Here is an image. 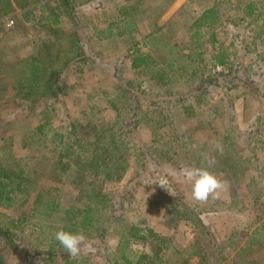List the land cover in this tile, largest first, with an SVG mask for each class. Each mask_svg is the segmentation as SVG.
Returning <instances> with one entry per match:
<instances>
[{
  "label": "rangeland",
  "instance_id": "rangeland-1",
  "mask_svg": "<svg viewBox=\"0 0 264 264\" xmlns=\"http://www.w3.org/2000/svg\"><path fill=\"white\" fill-rule=\"evenodd\" d=\"M135 2L136 14L124 23L119 8ZM249 2H257L258 6L252 17L244 14V7ZM47 3L57 2L32 0L28 15L14 0L10 9L0 8V58L5 60L4 69H0V163L13 161L17 164L19 159L29 160V155L34 154L52 162L59 153V148L52 142L54 132L57 129L62 132L60 129L70 123V128L90 120L106 124L115 114L106 110L115 87L125 82L122 78L133 80L132 91L137 90L139 97L133 99L131 107H139L143 125L138 129L129 123L126 125L129 135L125 138L126 143L130 139L128 170L121 181L103 184L111 199L112 216L103 226L99 225L93 237L85 236L82 249L90 252L88 261L112 263L120 232L124 227L136 225L175 237L173 251L165 258L166 264H197L198 256L190 254L195 240L193 226L171 219V202L177 204L181 200L198 206L202 221L210 227L219 243L224 244L235 229H245V236L253 234L254 228L264 220V201L256 205L260 210H253L252 199L244 188L239 186L237 190L233 180L229 185L221 179L224 187L218 198L196 201L192 198V182L181 175V170L197 168V164L203 163H198L199 156L210 155L216 147L223 149L233 140L234 145H238L232 150L233 154L241 149L247 155L255 156L246 178L258 177L264 172V33L257 35L264 21V0H74L73 12L63 13L58 28L47 18L50 14ZM209 7L218 8L219 16L214 27H201L203 34L198 36L191 24ZM54 28L61 41L71 45L67 49H72L63 59L68 63L61 69V90L56 96L44 95L37 101H33L36 94L29 99L22 98L17 94L21 87L18 81L28 75L30 69L28 64L19 62L38 59L43 43L54 39L51 30ZM155 31L161 33L162 39L158 42L161 55L167 54L170 48L167 44L182 47L184 53L201 51L205 57L203 63L199 62L198 74L204 73L200 69L204 70L205 65L210 68L213 63L209 59L214 50L211 38L213 33L217 34L216 48H226L234 65L240 63V77L231 75L212 84L205 83L204 102L193 106L189 112L184 110L178 100L184 93L200 86L199 81L184 82L187 73L184 81L177 78L169 85H163L150 79L160 64H152L146 74L138 76L131 68V61L125 57L128 49L133 47L142 52L153 51L155 46L149 35ZM69 35L76 36L75 42ZM78 45L82 47L81 53L77 54ZM245 76H251L254 84L260 87H249L244 81ZM132 112L124 116L125 122L133 116ZM46 121L49 124L43 128L45 133L36 131L38 125ZM34 132V142L30 143ZM70 135L88 138L81 127L76 134ZM157 138L159 141H155ZM161 193L165 197L157 199ZM27 206L28 203L24 208ZM164 207H167L165 216ZM14 210V205L11 209L0 208L1 213ZM257 212L261 218L256 226H250V220ZM104 229L105 237L101 236ZM15 232L14 242L0 241V255L7 264H31L38 250L48 248L47 236L39 246L31 245L34 241V236L29 234L31 227L27 228L26 235ZM109 241H115V244L110 246ZM148 244L140 242L132 244L131 248L134 253L150 251ZM226 246L227 260L216 264H234L236 250ZM260 249L251 254L250 264H264V250Z\"/></svg>",
  "mask_w": 264,
  "mask_h": 264
},
{
  "label": "trees",
  "instance_id": "trees-1",
  "mask_svg": "<svg viewBox=\"0 0 264 264\" xmlns=\"http://www.w3.org/2000/svg\"><path fill=\"white\" fill-rule=\"evenodd\" d=\"M38 1L42 0H36V2ZM55 1L57 3L53 5L47 3L50 11L47 18L52 21L53 26L58 28L62 22L63 13L73 12L74 0ZM14 2L18 7L24 9L26 15L31 12L29 6L32 0H14ZM12 3L13 0H0V8L10 9L9 6H12ZM257 7V2H249L244 7V14L247 17H252L258 11ZM119 10L122 12L121 19L125 23L129 18H132L131 15L136 14L137 2L129 3L127 6L121 5ZM218 13V8L209 7L196 17L191 24V28H195V34L201 36L203 34L201 27L206 25L214 27L215 19L219 16ZM57 28L51 29L53 33ZM159 28L162 29L163 25ZM259 28L258 36L264 33V21ZM212 35L211 42L214 50L209 59L213 63L210 68L205 65L204 70L200 69L204 72L203 74L197 72L200 67L199 62L203 63L205 57L201 51L197 54H194L192 50L184 53L181 50L182 47L180 49L178 45L171 47L170 44H167L170 47L167 54L161 55L158 42L162 37L161 33L157 34L156 31L149 35L155 46L152 48L154 52H142V49L133 47L128 49L125 57L129 59V62L131 61V68L138 76L146 74L152 64H160L155 75L150 76V79H156L163 85H169L177 78L183 79L187 73L189 75L185 81L183 79L184 82L197 83L199 81L200 86L192 88L190 93H184L178 100L184 110L189 112L193 106H199L204 102L202 92L206 88L205 83L212 84L231 75L234 78L240 77L238 73L240 63L234 65L226 48L218 50L215 44L219 37L214 33ZM53 36L52 41L43 43L38 59L19 62V64H28L30 69L28 75H23L18 81V86L21 87L17 94L22 98L29 99L36 94L33 101H37L44 95L56 96L61 90L59 82L61 69L68 63L63 59L72 49H67V46L71 45L67 41L62 42L59 35L54 33ZM159 37L161 38L159 39ZM69 38L75 42L76 36L69 35ZM81 47V45L77 46L79 48L77 54L79 51L81 53ZM1 58L0 69H4L5 60L3 58L1 60ZM207 61L205 63H208ZM196 75L198 78L195 77ZM245 77L244 81L249 87H260L254 84L251 76ZM122 80L125 82L115 87L110 105L107 106L106 110H112L115 114L109 118L106 124L100 125L90 120L86 124L79 123L77 127L73 124L70 128L72 125L70 123L60 129L62 132H59V129L54 132L52 142L59 148L55 160L49 163L43 157L34 154L29 155V160L27 158L19 159L17 164L13 161L0 163V208L11 209L13 205L15 208L14 212H0V241L14 242L15 231L25 233L28 227H31L29 234L34 236L31 245L39 246L46 236L49 239L48 248L38 250L31 264H93L87 258L90 252L87 253L84 249L78 257H70L55 240L54 233L63 229L93 237L99 225L103 226L111 219V199L104 191L103 184L110 181H121L128 170L127 154L130 139L126 143L125 138L129 136L126 134V125L129 123L134 126V129L141 128L143 125L142 116L138 111L139 107H131L133 99L137 100L139 97L137 90L134 89L136 92L132 91L134 82L129 79L125 80V78ZM131 110L133 116L128 117L125 122L124 116H128ZM46 124L48 125L49 121L38 125L36 131H40L41 134L45 133L43 128ZM80 127L88 138L71 137L70 134H76ZM35 135L36 132L31 136L30 143L34 142ZM158 136H161V133ZM155 141H159V139L157 138ZM236 147L238 145L235 146L234 141L230 140L223 146V149L216 147L210 155L199 156L198 163H203L197 164V168H207L229 185L233 180L237 190L240 186L244 188L246 195L251 197L253 210H260V207L256 205L264 201L262 200L264 197V172L258 177L246 178L255 156L251 157L246 152L240 151L241 149L233 154L232 150H236ZM18 195H21L23 199L21 200ZM163 197H165L164 193H161V196L156 198L161 200ZM166 197L167 199L171 198ZM27 203L28 206L24 208ZM166 208L164 207V216L167 214ZM169 211L173 213L171 219L176 218V220L193 226L192 232L195 240L191 244L190 254L198 256L197 264L225 262L227 260L226 245H230L232 250H236L233 258L234 264H250V256L255 249L264 250V220L254 228L253 234L245 236V229H235L222 244L216 240L210 227L202 221L201 210L195 203L183 200L177 204L171 202ZM260 218V212H257L256 217L250 220V226H256ZM104 230L101 232V236L105 237L106 229ZM120 233V240L114 253L115 258L112 263L107 264H166V256L173 251L172 243H174L175 237L161 235L152 228L132 225L124 227ZM140 242L149 243L150 251L134 253L131 248L132 244ZM0 264H7L3 255H0Z\"/></svg>",
  "mask_w": 264,
  "mask_h": 264
},
{
  "label": "clouds",
  "instance_id": "clouds-1",
  "mask_svg": "<svg viewBox=\"0 0 264 264\" xmlns=\"http://www.w3.org/2000/svg\"><path fill=\"white\" fill-rule=\"evenodd\" d=\"M181 175L192 182V198L199 202H207L210 197L218 198L224 187L223 182L207 168H185L181 170ZM54 238L70 257L75 258L81 254L85 241L82 233L60 229L54 233ZM113 244L115 241H109L110 246Z\"/></svg>",
  "mask_w": 264,
  "mask_h": 264
}]
</instances>
